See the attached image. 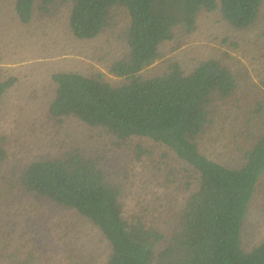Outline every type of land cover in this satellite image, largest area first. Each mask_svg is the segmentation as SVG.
<instances>
[{
  "label": "rangeland",
  "instance_id": "rangeland-1",
  "mask_svg": "<svg viewBox=\"0 0 264 264\" xmlns=\"http://www.w3.org/2000/svg\"><path fill=\"white\" fill-rule=\"evenodd\" d=\"M16 0H0V80L18 82L7 91L0 110V264H106L109 243L102 231L76 210L28 193L20 175L30 162L80 149L99 159L109 179L122 187L124 216L140 217L170 237L179 227L199 172L166 145L146 137L121 139L78 118H55L49 112L57 85L52 75L101 72L115 86L125 79L109 73L127 44L119 30L105 29L81 40L70 31L73 0H57L49 13L35 10L31 23L21 22ZM218 59L237 76L233 95L211 103L212 124L198 138L201 153L230 168L245 162L264 130V2L254 25L238 29L216 10H202L197 28L175 29L162 46V58L142 71L146 78L169 71L179 62L190 73L201 60ZM243 247L264 241V174L242 232Z\"/></svg>",
  "mask_w": 264,
  "mask_h": 264
},
{
  "label": "trees",
  "instance_id": "trees-1",
  "mask_svg": "<svg viewBox=\"0 0 264 264\" xmlns=\"http://www.w3.org/2000/svg\"><path fill=\"white\" fill-rule=\"evenodd\" d=\"M56 1L16 0L15 11L22 23L29 24L36 9L49 13ZM263 2L73 0L68 25L77 39H93L105 29L121 32L128 50L112 62L109 73L125 82L115 86L101 72L54 73L57 88L50 114L78 118L121 139H153L199 172V186L186 200L179 227L167 238L140 217L124 216L122 187L109 179L99 159L74 149L27 164L20 175L23 188L91 220L109 243L106 264H264V241L252 250H246L242 241L245 219L264 174V130L245 151L246 162L239 168L209 158L197 142L212 124L213 98L233 95L239 86L237 76L214 58L199 61L190 73L173 61L161 76L141 75L162 58V46L174 40L177 27L187 33L196 30L202 10H218L230 25L246 29L258 20ZM17 82L15 76L0 80V110ZM6 153L0 145V164Z\"/></svg>",
  "mask_w": 264,
  "mask_h": 264
}]
</instances>
